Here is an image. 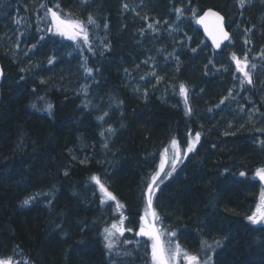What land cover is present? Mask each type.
Segmentation results:
<instances>
[{
	"label": "trees",
	"instance_id": "obj_1",
	"mask_svg": "<svg viewBox=\"0 0 264 264\" xmlns=\"http://www.w3.org/2000/svg\"><path fill=\"white\" fill-rule=\"evenodd\" d=\"M207 8L231 33L219 52L195 24ZM49 10L88 42L55 33ZM0 65V259L149 264L150 175L193 140L153 184L156 227L201 264H264V225L247 219L263 185L264 0H0Z\"/></svg>",
	"mask_w": 264,
	"mask_h": 264
},
{
	"label": "snow or ice",
	"instance_id": "obj_2",
	"mask_svg": "<svg viewBox=\"0 0 264 264\" xmlns=\"http://www.w3.org/2000/svg\"><path fill=\"white\" fill-rule=\"evenodd\" d=\"M241 6H243L244 0H240ZM43 7V5H41ZM59 7V5H57ZM127 7V6H125ZM51 16L53 20V27L55 28V31L57 34L61 36H65L70 40H77L78 38H82L85 43L88 42V33L85 29L83 22L79 20H75L72 18L68 19H62L60 15H58L56 12L51 11ZM177 13H181V9H176ZM194 16H195V10H193ZM209 18H212L211 20ZM223 17L220 16L219 13L214 12L212 10H208L204 13L203 16H201L197 23L203 24L205 27V31L211 36L213 43L219 48L220 44L223 40H228L229 36L228 33L224 30L223 24ZM19 23V21H17ZM87 23L92 24L95 23L93 17L90 15L88 17ZM151 27V26H150ZM52 29H49L51 31ZM232 59L236 62L237 70L242 72L246 82L248 84L252 83V80L250 78V74L246 71L247 67V58L245 57L244 61L242 62L240 59H238L235 54H233ZM52 61L50 60L49 63ZM254 68L255 65H252ZM87 71L90 73L91 69H87ZM245 81L242 80L241 83L243 84ZM180 92L181 94L186 93L185 86L183 84L180 85ZM224 101H221L223 103ZM51 105H48V110H51ZM196 139L199 140V133L196 134ZM173 144L176 143L175 140L172 142ZM188 151L192 150V145L188 146ZM167 152V149H165ZM175 169V159L173 160V170ZM161 171H163V166H161ZM160 173L156 172L152 177L150 183L148 185V209L145 213L144 217H141L142 223L139 228V232L137 233L140 236L148 237L151 240V249H152V262L153 264H177L179 258L182 256L183 260L185 261V264H201L200 258L197 255H192L188 253L187 251L183 250L181 246L177 243L174 247L171 246V242L169 241V245L166 247L165 243L161 240L162 233L160 230L156 227L155 221L159 219L157 213L154 209H152V199L151 194L153 191V184L156 183L157 178L159 177ZM167 175H171V172L167 173ZM241 175H244V173H241ZM257 175L260 177V179L264 180V169H258ZM93 181H95L97 184L100 185L101 191L105 194V196L110 200H115V197L107 191V189L104 187L103 184L100 183V180L98 177L93 176L91 178ZM30 199H25L22 203L24 205H27L30 202ZM148 216L152 217V220L149 221L147 219ZM247 219L253 223L258 224L261 222H264V192L261 193L260 196V203L258 204L256 210L253 212V214ZM125 229L123 227V220L121 219L120 223H112L110 227H106L104 229L105 232V240L106 248L109 250H112L114 247V240L112 239L115 234L119 233L120 236H123ZM128 231H131V229H128ZM172 236H175V233H171ZM128 241H125L127 243ZM205 245L207 244L206 241L203 242ZM217 244H219V241H217ZM0 264H13V261L11 258L6 259H0ZM203 264H209V260H205Z\"/></svg>",
	"mask_w": 264,
	"mask_h": 264
},
{
	"label": "rangeland",
	"instance_id": "obj_3",
	"mask_svg": "<svg viewBox=\"0 0 264 264\" xmlns=\"http://www.w3.org/2000/svg\"><path fill=\"white\" fill-rule=\"evenodd\" d=\"M54 32L56 33L55 31V28H53ZM65 37V36H64ZM66 39H68L67 37H65ZM181 145V147H180ZM189 145H192V149L194 147V143H193V140H190L188 141L187 143L183 142L182 144H169L168 146H165L163 148V150L161 151L160 153V161H159V164H158V168H157V171L159 170L160 174L162 172L163 175L171 172V168L173 167V160L175 159V164L178 162L181 154H182V150L183 152H189L187 149H188V146ZM182 148V150H181ZM165 149H167V152L165 151ZM161 166H163V171H161ZM156 171V172H157ZM153 174L150 175V178L149 180L151 179V177L155 174L154 172H152ZM166 176H169V175H166ZM160 177V175H159ZM158 177V178H159ZM157 178V179H158ZM261 183L263 184L261 189L258 191L257 195H256V200H255V206H254V210L253 212L256 210L258 204L260 203V196H261V193L264 192V180L260 179ZM141 211H142V215L145 216V213L147 211H149L148 209V206H143L141 207ZM149 219V216L147 217ZM260 225L263 224L264 225V222H261L259 223ZM161 240L165 243V246L167 247L169 245V241L166 242L165 238L163 237V235H161ZM176 244H174V242H171V246H175ZM151 250V254H152V249ZM193 255V254H192ZM185 264V261L183 260V257L181 256L177 262V264ZM149 264H153L152 262V255L150 257V261H149Z\"/></svg>",
	"mask_w": 264,
	"mask_h": 264
},
{
	"label": "water",
	"instance_id": "obj_4",
	"mask_svg": "<svg viewBox=\"0 0 264 264\" xmlns=\"http://www.w3.org/2000/svg\"><path fill=\"white\" fill-rule=\"evenodd\" d=\"M208 10H212L214 12H217L220 14V16L223 17V21H222V24H223V27H224V30L228 33V36H229V39L228 40H223L220 44V47L218 48L212 41V38L211 36L205 31V27L203 24H200V23H197V20L204 15V13ZM210 20L212 18H209ZM195 24H196V27L197 29H199V31L201 32V34L203 35V37L207 40V42L209 43L211 49L214 51V52H219L220 49L230 40V37H231V33L230 31L226 28V25H225V20H224V16L222 15L221 12H219L218 10H215L213 8H207L205 9L196 19L195 21ZM2 78H3V71H2V68H1V65H0V85H1V82H2ZM0 98H1V94H0Z\"/></svg>",
	"mask_w": 264,
	"mask_h": 264
}]
</instances>
